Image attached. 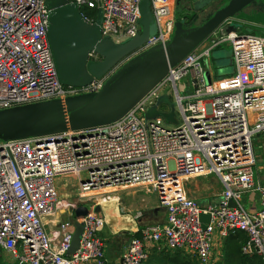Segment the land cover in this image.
<instances>
[{
    "label": "built area",
    "instance_id": "1",
    "mask_svg": "<svg viewBox=\"0 0 264 264\" xmlns=\"http://www.w3.org/2000/svg\"><path fill=\"white\" fill-rule=\"evenodd\" d=\"M141 1L71 3L89 25L96 19L89 13L100 10L101 36L120 44L141 32ZM148 1L156 33L132 56L164 45L174 27L171 0ZM48 17L45 0H0V111L97 93L112 74L86 87L62 85L47 40ZM213 35L114 123L56 136L0 139V255L20 264H107L99 237L105 221L93 209L80 220L83 230L73 254L68 251L76 220L59 223L53 235L45 230V218L75 210L81 202L59 198L57 180L71 176L78 180V197L139 186L156 194L165 221L139 227L120 254L121 264H145L156 246L187 252L196 264H216L223 241L238 231L247 236L242 254H256L264 262V182L255 172L254 149L255 137L264 135V38ZM221 45L231 49L234 72L207 84L206 62ZM166 86L173 91L180 124L145 118L160 97L169 98L160 94ZM201 175L214 176L222 188L217 201L202 207L182 188L183 178ZM245 197H256L259 207L246 208ZM201 214L209 216L205 229Z\"/></svg>",
    "mask_w": 264,
    "mask_h": 264
},
{
    "label": "water",
    "instance_id": "2",
    "mask_svg": "<svg viewBox=\"0 0 264 264\" xmlns=\"http://www.w3.org/2000/svg\"><path fill=\"white\" fill-rule=\"evenodd\" d=\"M190 2L192 7L185 10L183 17L174 16V27L168 42L132 56L156 33L148 0L139 4L140 34L120 44L101 36L100 10L97 11L94 24L89 25L80 17L78 6L69 0H45L49 9L47 40L60 83L64 86L86 87L94 79L112 74L97 93L0 111V139L56 136L114 123L159 84L170 68L180 64L216 32L220 36L236 34L243 28V21H248V17L254 15L258 23L264 24V0ZM199 18H204L200 25L189 26L190 20L193 23ZM245 31L251 33V30ZM94 57L100 59L94 60ZM205 78L209 83L207 74ZM162 104L170 110L158 111L157 106ZM157 116L176 124L174 104L168 97H160L157 104L145 114L146 119ZM229 205L234 206L233 202ZM93 211L100 214L98 206ZM89 212L90 209L85 205L73 210L77 223L68 254H73L79 248L83 230L80 220ZM199 221L202 229H205L209 216L201 214Z\"/></svg>",
    "mask_w": 264,
    "mask_h": 264
},
{
    "label": "crops",
    "instance_id": "3",
    "mask_svg": "<svg viewBox=\"0 0 264 264\" xmlns=\"http://www.w3.org/2000/svg\"><path fill=\"white\" fill-rule=\"evenodd\" d=\"M180 1H182V5L185 4L184 8L188 10L192 7V4L190 0H171L172 4L175 3V7L171 8L174 16L180 15V17H183V15L186 14L185 11L182 12L181 14L176 12L177 5L180 3ZM186 3L188 5H186ZM246 12H249V11H246ZM248 18H249V21H243L244 23L242 24L243 28L240 29L239 31L241 30L245 31L246 29L251 30V33L255 31L262 33L264 31V24L258 23L257 20H255L256 19L255 17L250 16ZM228 47L229 45H223V46H219L215 48L214 50L226 49ZM214 60L221 61L220 65H218L217 67V69L219 70V75L215 71ZM205 67H206L205 74L208 75V81H209L208 83L205 78V82L207 84L218 82L225 77L231 76L234 72L231 59L229 56L228 57L220 56L217 59H215L213 58L212 53H211V58L209 61L206 62ZM259 136L260 135L255 137V141L260 142L261 140H264V135H262V137H259ZM259 147H261L259 144L258 146L256 145L254 146L255 154H256V162L258 165L257 173H258V176L261 178V181L264 182V176L261 175V172H264V154H261L264 150H262L261 152L258 151ZM61 180H62L61 178L57 180L58 194L60 193V191H64L63 190L64 185L63 183H61ZM92 196H86L83 199H81L79 206L85 205L89 209H94L96 206L100 208V215L104 218L105 225L101 233H99V237L103 240V243H104L105 259L107 261V264H121L120 254L122 250L129 242L130 236L133 237L139 229L138 224L134 220L135 211L130 210V208H128L129 206H127V208L125 207L127 209L125 210L124 206H122V202L119 201L118 197L108 200V201H101L100 203L98 202L96 203V205L93 206V208H91L90 207L91 203H89V200H87V198L88 197L90 198ZM68 199L69 200H65V201L69 203H73L74 201L73 199H76V197H73V198L69 197ZM95 201L96 200L92 202L95 203ZM215 201H217V198L215 200L209 201L208 203H214ZM141 203L144 205V208H147V209L151 208V203L149 200H146L144 198L141 201ZM243 203L248 209L252 207L254 208L259 207L256 197H254L253 199H247L245 197ZM158 208L162 211V214H160L161 216L160 215L156 216L154 209H153L152 213L150 214V217L151 216H154V217L150 223H163L165 221L166 214H165L164 209L160 208L159 205H158ZM71 220H74L72 208L68 209V211L58 212L56 215L44 219L45 230L49 235H53L59 223L64 222V221H71ZM188 261L191 263H195L192 257L187 252L170 251V250L163 248L162 246H156L149 251V257L145 264H184ZM0 264H20V263L16 262L14 259H12L7 254H1ZM88 264H91V263H88Z\"/></svg>",
    "mask_w": 264,
    "mask_h": 264
},
{
    "label": "rangeland",
    "instance_id": "4",
    "mask_svg": "<svg viewBox=\"0 0 264 264\" xmlns=\"http://www.w3.org/2000/svg\"><path fill=\"white\" fill-rule=\"evenodd\" d=\"M185 5V4H184ZM184 5H182V1H180V3L177 5V13L181 14L182 12H184L186 10V8H184ZM186 5H188L186 3ZM175 7V3L172 4L171 2V8ZM252 17H256L255 15ZM204 18H199L196 21H194L193 23L191 22V20L189 21V26H198L201 24V22L203 21ZM257 20V19H255ZM249 21V20H248ZM257 23V22H255ZM239 34H248L246 31H239ZM252 34L254 36H258V37H263L264 35L258 31H255L253 33H249ZM213 38H215V36H211L207 39V41H205L204 43L207 44L210 40H212ZM203 43V44H204ZM223 46V45H221ZM212 56L213 58L217 59L220 56H229L230 59L232 57V53H231V49L230 47L226 48V49H217L214 50L212 52ZM220 60H214V65H215V71L217 72V74L219 75V70L217 69L218 65H220ZM232 63V60H231ZM233 66V65H232ZM234 70V68H233ZM184 82V80L182 81ZM172 89L170 86H166L164 89H162L160 91V94H166L169 96L170 98V102L174 104V96L172 94ZM160 110L164 111V112H168L170 109L167 105L162 104L160 106ZM174 117L175 120L177 121L178 124L181 123V115L178 111L177 108L174 107ZM165 125L167 127H172V124L169 123H165ZM259 137H262L263 134H259ZM258 136V135H257ZM258 144L261 146L259 147L258 151H262L264 150V140H261L260 142L258 141H254V146H258ZM255 149V148H254ZM264 154V151L261 153ZM258 170V165L256 164L255 167V172ZM261 175L264 176V172H261ZM61 183H63V190L64 191H60L59 196H60V200H69V197H76V199H73V203L76 201H80L81 199H83L84 197H78L76 194L77 192V186H78V180L76 178H73L71 176H67V177H62L61 178ZM255 179H256V175H255ZM182 188H183V193L184 196L194 200L199 206H205L209 201L215 200L216 198L219 197L222 188L220 187L219 181L217 178H215L214 176H210V175H201V176H194V177H188V178H183L182 180ZM119 198V201L122 202V206H124V208L127 206H129L128 208H130V210L135 211V213L140 214L141 216L139 217V219H135L136 223L138 224V226L140 227V225L144 226V225H150V224H156V223H150L151 220H153L154 216L150 217V214L152 213V210L154 209V212L157 215L162 214V211L158 208V200H157V196L156 194L150 189V187L148 186H139V187H129V188H118V189H113L109 192H104V193H99V194H95L92 197H88L87 200H89L90 207L93 208L94 205H96V203H100L101 201H108L114 198ZM149 200L151 203V208H144V205L141 203V201L143 199ZM95 201L92 202V201ZM157 200V201H156ZM125 208V210H127ZM161 216V215H160ZM139 222V223H138ZM140 224V225H139ZM224 242V241H223ZM221 257L219 258V260L217 261L216 264H220L222 263V259H223V243H222V250H221ZM195 264V263H193Z\"/></svg>",
    "mask_w": 264,
    "mask_h": 264
},
{
    "label": "trees",
    "instance_id": "5",
    "mask_svg": "<svg viewBox=\"0 0 264 264\" xmlns=\"http://www.w3.org/2000/svg\"><path fill=\"white\" fill-rule=\"evenodd\" d=\"M74 2V0H69ZM91 17L95 18L96 13L94 11L89 13ZM180 16V15H179ZM142 225H140L141 227ZM136 233L134 236H138ZM247 242V236L243 232H236L228 236L223 242V261L220 264H264L263 260L256 254L246 256L241 252L242 247ZM184 264H193L186 262Z\"/></svg>",
    "mask_w": 264,
    "mask_h": 264
},
{
    "label": "flooded vegetation",
    "instance_id": "6",
    "mask_svg": "<svg viewBox=\"0 0 264 264\" xmlns=\"http://www.w3.org/2000/svg\"><path fill=\"white\" fill-rule=\"evenodd\" d=\"M93 59H94V60H99L100 58H98V57H94Z\"/></svg>",
    "mask_w": 264,
    "mask_h": 264
}]
</instances>
